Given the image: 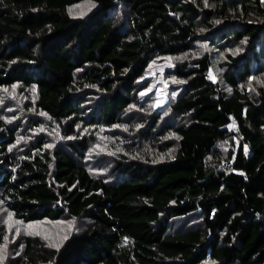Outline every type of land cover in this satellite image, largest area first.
Instances as JSON below:
<instances>
[{
	"label": "trees",
	"instance_id": "1",
	"mask_svg": "<svg viewBox=\"0 0 264 264\" xmlns=\"http://www.w3.org/2000/svg\"><path fill=\"white\" fill-rule=\"evenodd\" d=\"M14 88L53 144L15 147ZM88 128L109 131L105 173ZM0 206L70 224L5 264H264V0H0Z\"/></svg>",
	"mask_w": 264,
	"mask_h": 264
},
{
	"label": "rangeland",
	"instance_id": "2",
	"mask_svg": "<svg viewBox=\"0 0 264 264\" xmlns=\"http://www.w3.org/2000/svg\"><path fill=\"white\" fill-rule=\"evenodd\" d=\"M90 6L80 4L69 9V13L74 16H85L90 12ZM168 63L165 62L162 65H153L150 64L147 68L148 71V82L149 87L148 90L154 89V91H161V88L168 86V82L163 78V70L168 67ZM210 78L212 81H215V77L210 73ZM226 95L229 94L228 89H224ZM2 101L5 103V114L9 115L8 119L11 123L13 121H17L16 128H19L18 131V140L15 145L17 148H21L24 150L26 147L29 148L32 142H34L39 136L44 137L45 141L49 144H53L59 134V129L57 127V123L54 121L46 122L45 126H39L36 128L35 124L33 127L32 123H27L30 117L23 111L24 104L28 102H32L31 98L24 95L22 92L18 91L16 88L14 89H6L2 93ZM31 104V103H30ZM31 119L36 123L39 121H45L46 117L43 114H39L32 111L30 114ZM40 118V120H38ZM10 124V123H9ZM57 124V125H56ZM39 132V133H38ZM38 133V134H37ZM114 133H118V131H114ZM33 134L35 136L31 137ZM82 137H88L90 139V150L92 151V155H90V159H85L87 167L92 168L95 172H104V168H100L95 163H93V156H96V150L104 149L103 146L111 141L109 136V131L105 128H100L98 131H93L90 128L84 129L82 132ZM93 136L90 138V136ZM35 137V138H34ZM65 139V138H64ZM14 147V148H15ZM230 145H221L222 151H228ZM120 146L113 145L112 147V156H117L120 154ZM120 156V155H119ZM117 156V158L119 157ZM95 158V157H94ZM97 159V158H96ZM77 226V223H75ZM73 226V224H72ZM70 228V224L65 221H60L58 223H49V222H41V223H33V224H22L17 220L13 219L12 215L6 212L3 207L0 206V264H5L10 259H13L17 256V247L13 245L14 240L20 234H29L32 236H36L35 234H43V237L46 239V242L54 247H57L61 244L63 240V236L66 232H68Z\"/></svg>",
	"mask_w": 264,
	"mask_h": 264
}]
</instances>
